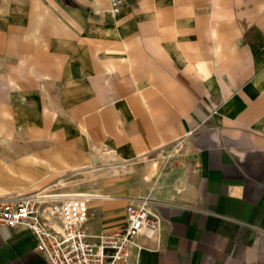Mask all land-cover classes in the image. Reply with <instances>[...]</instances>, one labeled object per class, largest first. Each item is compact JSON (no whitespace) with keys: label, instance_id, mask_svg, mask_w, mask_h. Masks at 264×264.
I'll return each instance as SVG.
<instances>
[{"label":"crops","instance_id":"obj_1","mask_svg":"<svg viewBox=\"0 0 264 264\" xmlns=\"http://www.w3.org/2000/svg\"><path fill=\"white\" fill-rule=\"evenodd\" d=\"M121 1L119 14L111 0L15 4L31 14L0 32V118L30 126L0 139L30 141L13 154L30 157L36 189L94 177L58 195L101 197L93 236L146 203L163 233L139 237L130 264H264V0ZM184 140L195 175L139 168ZM0 264L47 263L31 232L0 226Z\"/></svg>","mask_w":264,"mask_h":264},{"label":"built area","instance_id":"obj_2","mask_svg":"<svg viewBox=\"0 0 264 264\" xmlns=\"http://www.w3.org/2000/svg\"><path fill=\"white\" fill-rule=\"evenodd\" d=\"M111 5L119 14L122 1L111 0ZM55 189L0 198V226L31 232L47 264H130L139 237L163 233L162 220L143 203L127 207L125 229L93 236L90 198L55 197L60 195Z\"/></svg>","mask_w":264,"mask_h":264},{"label":"rangeland","instance_id":"obj_3","mask_svg":"<svg viewBox=\"0 0 264 264\" xmlns=\"http://www.w3.org/2000/svg\"><path fill=\"white\" fill-rule=\"evenodd\" d=\"M42 0H0V32H6L8 33L10 29L14 28H8L14 26V20L19 15V19H30V14L27 12H19L16 13L14 10L15 4H21V3H28V4H38L41 3ZM7 10H3L2 7H4ZM17 14V16H16ZM34 19H37L36 11H34ZM47 18L46 13H42L41 15V21L44 22ZM54 22H50V25H53L54 32L57 31L58 28V18L53 17ZM13 64V63H12ZM5 73V70L3 69V74ZM7 77V75H4L3 77ZM8 79H12V77L8 76ZM7 118H0V137L2 136H10L7 133H11V135L15 132H25L29 129L30 124L27 123H19V124H11L4 122ZM23 119H29L24 117ZM12 135V137H13ZM14 142H19L21 144V147L24 146L26 143H29L30 141H25L21 139L17 140H8V139H0V183L4 184L8 187L9 190L7 192L9 194H18V195H25V194H34L41 192L49 187H44L41 189H36L33 187V184L36 183L33 180H31L30 172H25L20 169L24 168H30V162L31 159L29 156H15L13 154L15 147L12 145ZM112 163H114L113 160H111ZM123 164V166L128 165ZM156 164V167H160L159 169L166 170V167L168 169L172 168H180L187 166L188 175H195L192 174L193 169V157L190 154L189 150V144L187 141H181L179 143H176L174 145H171L169 147H166L159 151L158 153H155L147 159L139 160L138 166L139 168H142L143 166L147 165H153ZM156 168V169H157ZM107 171H101L100 173H104L103 179L110 178V174L114 173V170H112V167H106L102 168ZM110 169V170H109ZM112 171V173H111ZM117 171V175H122L121 178L128 177L125 171L115 170ZM115 173V174H116ZM36 174V173H34ZM45 174L44 172L40 171V175ZM76 173H68L65 175V178L63 183L66 187H59L55 189L54 193L59 194H70V193H89L88 188H84L86 185L93 184L96 180H94L93 176H85L84 174L81 176H75ZM124 175V176H123ZM191 177V176H190ZM51 187V186H50ZM51 191V190H49ZM48 191V192H49ZM20 192V193H19ZM44 193H47L45 191ZM43 193V194H44ZM91 205V204H90Z\"/></svg>","mask_w":264,"mask_h":264},{"label":"bare ground","instance_id":"obj_4","mask_svg":"<svg viewBox=\"0 0 264 264\" xmlns=\"http://www.w3.org/2000/svg\"><path fill=\"white\" fill-rule=\"evenodd\" d=\"M43 194V193H42ZM55 197H60V198H90L94 199V198H101L99 196H95V195H82V194H73V195H61V196H55ZM104 198V197H103Z\"/></svg>","mask_w":264,"mask_h":264}]
</instances>
